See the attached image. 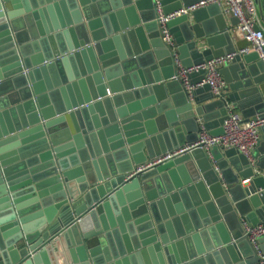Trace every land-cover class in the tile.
Here are the masks:
<instances>
[{
    "label": "water",
    "instance_id": "95a60500",
    "mask_svg": "<svg viewBox=\"0 0 264 264\" xmlns=\"http://www.w3.org/2000/svg\"><path fill=\"white\" fill-rule=\"evenodd\" d=\"M198 1L0 0V264H137L140 255L144 264H262L239 217L264 209V166L235 148L190 146L202 127L222 131L226 99L201 104L198 88L170 78L175 53L184 66L199 63L210 36L227 35L203 21L211 5L189 7ZM156 4L187 9L167 22L178 26L174 50L161 38ZM247 54L221 73L236 62L238 79L257 82L264 64L249 65ZM181 145L189 147L127 176ZM198 236L204 244L189 240ZM62 241L69 257L55 247Z\"/></svg>",
    "mask_w": 264,
    "mask_h": 264
},
{
    "label": "built area",
    "instance_id": "2783aa9c",
    "mask_svg": "<svg viewBox=\"0 0 264 264\" xmlns=\"http://www.w3.org/2000/svg\"><path fill=\"white\" fill-rule=\"evenodd\" d=\"M210 2L217 3L223 13L229 14L236 19V29L246 41V44L233 52L210 57L190 66H184L175 53L173 59L175 70L170 78L179 80L188 92L206 85L214 94H220L225 86L220 68L238 54L254 50L258 53L259 58L264 64V28L260 23L255 0H200L189 7L195 8ZM186 10L179 9L165 13L159 4L155 6V20L157 21L161 38L173 50L174 40L167 22L169 19ZM195 72H200L201 76L197 80H191V74ZM107 93H109L108 88ZM261 127H264V114L244 118L229 105L227 106L225 117L221 123L222 131L214 134L202 127L197 139L190 146L203 148L207 152L213 146L235 148L252 162V153L259 142ZM188 147V145H185L184 147L175 149L172 153H167L163 158H158L138 168L140 170L152 163L166 159L173 154L180 153ZM246 180L248 179L245 178L244 181ZM243 229L244 234H246L250 242L254 245L259 255L260 263L264 264V253L260 251L257 243L259 237H264V219L254 224L243 220Z\"/></svg>",
    "mask_w": 264,
    "mask_h": 264
},
{
    "label": "crops",
    "instance_id": "0c3cea01",
    "mask_svg": "<svg viewBox=\"0 0 264 264\" xmlns=\"http://www.w3.org/2000/svg\"><path fill=\"white\" fill-rule=\"evenodd\" d=\"M21 2H22V0H21ZM255 3H256V6H257V10H258L259 18H260V23H261L262 27L264 28V0H255ZM207 4L211 5L212 8H209L208 10L206 9L204 11V16L202 18L203 21L204 22L205 21L209 22V25H211L212 27H215V26L218 27L219 24L223 25V27L225 26L226 28L224 27V29H225L224 32L227 35L226 36L223 35V34H221L222 36L218 35V34L211 35L210 37H211V40H212L213 44H210L209 47H210V49L212 51H209L207 54L203 55V58L207 59V58L213 57L212 55L214 53H219V52L224 51V48L226 46H228V45L234 46L236 50H238L240 47L245 45L246 41L242 38V36L239 33V31L236 29V19L233 16L229 15V14L223 13L220 10L219 5L216 4L215 2H210V3H207ZM204 5H206V4H204ZM22 6L25 7V5L23 3H22ZM9 7L10 6L8 4V8ZM181 9H186V8L182 7ZM43 12H44V16L45 17H49L50 16V12L49 11L44 10ZM31 18H33V17L31 16ZM190 20L193 22V19H192L191 16H190ZM203 29H204V26H203ZM173 30H175L177 32L178 31V26H175V27H173V29H170L172 36H173ZM64 39H66L65 36H64ZM199 47H200V50H203V48H206V49L208 48L206 43H205V41H204V37L199 40ZM246 53H248L247 55H252L253 56V57L251 56L252 58L250 56L248 58L249 59V65L254 66V64L258 63L259 58L254 59L255 52H253L251 50V51H248ZM242 54H244V53H242ZM242 54H239V55H242ZM251 59H253V60H251ZM185 61H186V59H185ZM235 63L223 68L222 76H223V79H224L225 86L222 89L221 93L218 94V95L220 96L221 94H224V97L226 99V104H225L224 107L227 110V106H229V105L232 106V108H234L236 111H238L242 115V117H244V118H250V117H254L256 115H263L264 114V110L260 111V112H257L256 108H255L256 97H258L260 95L261 97L264 98V70H263V68L260 67V66H257L256 67L257 68L256 71H254V74H253L252 77L256 78L257 82L256 81H253V82L252 81H249V82L247 81L246 83H244L241 79H238V71H237V67H236ZM237 63H240V62H237ZM170 70H171L170 64L166 65V70H165L166 73L169 72ZM200 76H201L200 72L192 73L191 74V80H197ZM252 77L249 76V79L252 80ZM246 78H248V77H245V79ZM213 94L214 93L210 90V88L208 86L204 85V86L198 87V90H197L195 96L199 99V103L206 104L209 101H211L212 99H214L212 97ZM263 101H264V99H263ZM192 103H193V105H195L193 100H192ZM172 106H173V103H172ZM222 110L223 109L218 107V106L214 107V109L212 110V112H214V115H220V116H218V117H216V118H214L212 120L211 128L213 130L214 129L215 130L218 129L219 126H220V119H221L220 117L222 116V114H220V113H222ZM51 128L52 129H57L59 127L57 125H54ZM184 146L181 145L178 148L184 147ZM217 148L223 149V148H221L219 146ZM153 150H155V149H153ZM174 150H175V148L174 149H170V150H168L166 152H163V153L159 152L158 155H155L154 157L149 158V159L147 158L145 161H142L141 163L137 164L135 166V170L134 171H132V170L128 171L127 172V176H130L135 171H138L139 170L138 167H140L142 165H147L149 162H153V161L157 160L158 158H163L167 153L170 154ZM214 151L217 152L216 148L214 149ZM144 153H145V149H144ZM173 155H171V156H173ZM252 155H253V161L254 162H258L260 165L264 166V128L263 127L260 128L259 142L256 145V147L254 148ZM224 159H226V158H224ZM131 161H132V159H131ZM156 163H152V164H150V165H148V166H146V167H144L142 169L150 168L151 166L155 165ZM187 163H188V161H187ZM213 163L215 164V161L212 159V164ZM236 163L239 164V165H242V160H241L240 157L238 158V156H237ZM214 166L215 165H213V167ZM142 169H140V170H142ZM227 169H229V171L227 173H228L229 178L231 179L232 176L234 174H236L235 173L236 170H235V168L232 167V165H230V167H227ZM259 173H262V169L259 170ZM239 179L241 180V177H239ZM225 185L226 184L224 182V186ZM49 187H55V184L53 185L51 183L50 185L46 186L47 189H49ZM96 188H98V186ZM32 195H33V193H29L28 196H25V199H28L29 196H32ZM51 201H52V198H49V197H45L44 198V204H49ZM262 219H264V209H263V211H261V213H258V212L256 213L255 212V213H253L251 215V217H248V218L240 216L239 217V222H240V225L243 228V220H246V221H248L249 223L252 224V223H257L258 221H260ZM243 232H244V229H243ZM189 240L190 241L192 240V243L194 241L197 242V241L200 240V244H204L203 236H198L195 239L192 237V238H189ZM17 244H20V242L17 243ZM92 244H94V242H92ZM17 246H20V245H17ZM55 247H57L58 250H60V249L63 250L64 253H65V257H69V254H68L69 252L66 251V249H68V244H66L65 242L62 241L61 243L55 245ZM246 247L248 248L247 245L243 247V249L245 250V253H246V251L248 252V249ZM258 247L260 249V245H258ZM262 247L264 248V242L262 243ZM51 251H53V250H51ZM260 251H261V249H260ZM172 253L175 255V258H177V259L180 258V256H181L180 246H178L176 244V246H174V248H173V252ZM45 257L47 259H49L50 253L48 251H47V253H45ZM140 257H142V258H140L142 260L139 261V262L136 261L137 264H144L143 256L140 255ZM41 259L43 260L42 257H41ZM25 262H27V261H25ZM22 264H25V263H22ZM39 264H46V263L44 261H39Z\"/></svg>",
    "mask_w": 264,
    "mask_h": 264
}]
</instances>
